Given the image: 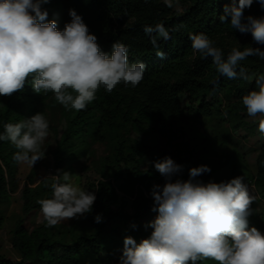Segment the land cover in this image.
Segmentation results:
<instances>
[{"label":"trees","instance_id":"16d2710c","mask_svg":"<svg viewBox=\"0 0 264 264\" xmlns=\"http://www.w3.org/2000/svg\"><path fill=\"white\" fill-rule=\"evenodd\" d=\"M180 1L183 7L179 11L169 7L165 0H49L41 5V10L48 13L45 22L55 20L58 29L63 30L71 21L69 10H75L88 26L89 33L97 37L103 52L110 53L112 44L119 41L129 49V63L143 62L146 65L144 78L137 87L120 84L111 94L101 89L85 110L64 109L67 128L56 150L53 173L57 175L62 171L67 150L75 142H84L88 136L96 141H114L119 159L133 165L125 175L126 188L134 196V211L130 213L118 204L116 185L111 179L102 177L90 184L91 192L96 195L92 212L86 214L90 232L77 235L72 241H64L55 237L45 222L33 229L25 225L26 217L40 208L37 201L52 196L53 179L37 186H32L33 180L30 179L24 182L21 191L23 214L11 231L12 244L20 253V259L13 260L0 253V264L117 261L123 253L124 231L135 240L145 238L142 219L157 215L152 211V188L162 186L165 178L154 165L146 168L142 165L141 157L149 154L152 148L136 139L127 141L120 135L122 130L127 134L145 128L157 132L166 140L164 156L184 161L187 169L184 180L189 179L190 168L207 165L211 172L197 179L205 183L212 181L214 169L206 156L213 140L200 130V126L226 123L247 113L242 97L255 90V77L249 82L221 76L211 57L204 59L193 52L189 35L206 34L225 57L233 47L243 50L251 46L264 50V45L256 44L250 32L241 33L230 24L220 22L225 6H231L233 0ZM235 2L238 4V0ZM248 16L264 17V7L254 0L251 7L244 9V17ZM158 23H162L171 36L166 41L157 40L163 57L156 55L157 48L144 32L145 26L155 27ZM239 66L250 76L264 74V60L256 56L246 58ZM183 95L188 98L189 107L182 105ZM50 96L51 93L47 96L35 93L30 82L23 91L10 97L0 96V133L4 123L20 122L39 112L38 104ZM218 96L224 98L223 104L215 101ZM15 151L10 142L0 141V230L6 222L1 203L19 187L13 160ZM256 166L253 182L264 199V144ZM97 214H102L100 223L94 219ZM248 225L254 227L251 215ZM197 264L218 262L208 259Z\"/></svg>","mask_w":264,"mask_h":264},{"label":"clouds","instance_id":"9594fccd","mask_svg":"<svg viewBox=\"0 0 264 264\" xmlns=\"http://www.w3.org/2000/svg\"><path fill=\"white\" fill-rule=\"evenodd\" d=\"M49 0H0V96L10 97L31 84L37 94L51 93L65 110L81 111L96 99L103 89L111 94L118 85L137 87L144 78L143 62L129 63L128 47L116 41L111 52H103L97 37L75 10L71 21L58 29L55 20L45 22L47 11L41 5ZM254 0H233L225 6L219 20L241 33L250 32L253 41L264 45V17H244V9ZM264 7V0H257ZM171 7V3L168 5ZM230 17V22H229ZM156 55L163 57L158 39H171L162 23L145 26ZM155 33V35H153ZM193 52L211 57L216 71L228 79L251 82L253 76L240 67L250 56L264 60L260 47H233L225 57L222 50L204 33L190 34ZM255 90L242 97L249 117H261L258 130L264 135V74L255 76ZM227 115V113H225ZM49 135V121L42 112L16 123H4L0 141L10 142L16 149L17 164H34L42 159V145ZM154 163L165 183L154 185L152 211L157 215L148 222V238L139 243L132 237L123 240L119 264H197L211 259L218 264H264V234L249 228L248 217L254 201L242 176L227 182L207 183L197 179L211 168L200 165L189 169V179H175L184 166L171 157ZM72 174L60 171L53 175L51 198L37 201L46 226L92 212L94 192L72 182ZM102 222V214L94 217Z\"/></svg>","mask_w":264,"mask_h":264},{"label":"rangeland","instance_id":"374dc122","mask_svg":"<svg viewBox=\"0 0 264 264\" xmlns=\"http://www.w3.org/2000/svg\"><path fill=\"white\" fill-rule=\"evenodd\" d=\"M165 1L168 4L171 3V7L174 10L179 11L183 7L180 0ZM257 75L259 74L253 73L251 76L255 77ZM214 99L217 103H224L222 96ZM182 105L184 107L190 106L186 95L182 96ZM38 109L49 121V135L45 139L41 149L45 151V155L33 167L27 164L21 165L16 163V180L19 187L15 191H11L1 203V208L6 216V222L0 230V253L13 260L20 259V253L12 244L11 231L15 226L16 220L23 214L21 193L23 184L32 179V186H37L42 183H48L53 179L56 150L67 128L64 108L55 101L53 95L44 98L38 104ZM260 118L259 116L255 118L249 117L247 113H244L226 123H209L207 127L200 126V130L213 140L210 152L206 156V159L214 169L212 181L216 183L227 182L237 176L243 177L250 195L254 197L251 205L253 225L264 234V199L260 197L253 182V177L257 172V157L264 144V135H261L258 130ZM120 135L127 141L136 139L152 148L149 154L141 157L143 167L146 168L154 165V163L150 162L162 161L165 158L166 140L157 132L145 128L140 131H132L130 134L122 130ZM66 155L67 160L63 165L62 171L73 175V183L86 191H91V183L96 182L102 177H107L116 185L118 204L130 213L134 211V196L126 188L125 175V171L133 167V165L119 159L117 151L114 148V141H96L88 136L84 142H75L67 150ZM173 160L177 164L184 166L183 171L177 177H174L173 180L177 178L184 180V176L187 173L184 161L182 159ZM7 177L10 179L9 175ZM155 217L156 215H149L142 219L146 234L145 238H148L152 231L151 228H146V225L148 222L154 220ZM43 223L40 208L34 210L25 219V225L30 229ZM49 230L55 237L64 241H72L77 235L90 232L86 214L75 219L64 220L56 226L49 227ZM126 236H129L128 231L123 232V237L125 238ZM136 241L137 243L140 242V240ZM118 257L120 258L121 254ZM119 258L117 261L110 260L100 264H119Z\"/></svg>","mask_w":264,"mask_h":264}]
</instances>
